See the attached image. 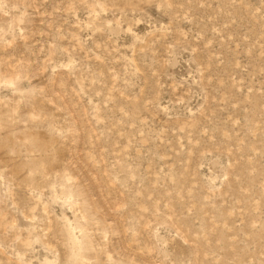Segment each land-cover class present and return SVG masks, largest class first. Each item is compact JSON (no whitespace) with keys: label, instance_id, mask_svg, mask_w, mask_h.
<instances>
[{"label":"rangeland","instance_id":"1","mask_svg":"<svg viewBox=\"0 0 264 264\" xmlns=\"http://www.w3.org/2000/svg\"><path fill=\"white\" fill-rule=\"evenodd\" d=\"M0 264H264V0H0Z\"/></svg>","mask_w":264,"mask_h":264}]
</instances>
